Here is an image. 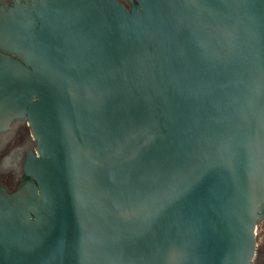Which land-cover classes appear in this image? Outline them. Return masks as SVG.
<instances>
[{"label": "water", "instance_id": "obj_1", "mask_svg": "<svg viewBox=\"0 0 264 264\" xmlns=\"http://www.w3.org/2000/svg\"><path fill=\"white\" fill-rule=\"evenodd\" d=\"M0 264H250L264 210V0L0 10Z\"/></svg>", "mask_w": 264, "mask_h": 264}, {"label": "flooded vegetation", "instance_id": "obj_2", "mask_svg": "<svg viewBox=\"0 0 264 264\" xmlns=\"http://www.w3.org/2000/svg\"><path fill=\"white\" fill-rule=\"evenodd\" d=\"M36 0H0V10L28 5ZM128 8L134 0H119ZM37 153V141L26 117L0 119V185L8 190L17 188L28 176L26 160ZM256 247L250 264H264V210L256 225Z\"/></svg>", "mask_w": 264, "mask_h": 264}]
</instances>
